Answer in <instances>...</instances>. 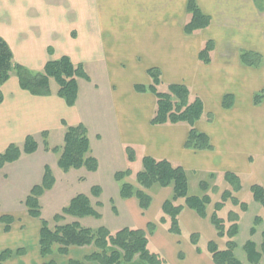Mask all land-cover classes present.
<instances>
[{
	"label": "crops",
	"instance_id": "crops-1",
	"mask_svg": "<svg viewBox=\"0 0 264 264\" xmlns=\"http://www.w3.org/2000/svg\"><path fill=\"white\" fill-rule=\"evenodd\" d=\"M109 1L105 0L100 6L104 17L101 19V30L96 33L91 31L92 6L96 8L92 3L86 10L88 15L85 13L84 21L77 19L66 22L64 14H58L52 15L44 24L34 23L29 16H25V22L20 21L15 14V4L10 1L7 5L0 3V32L3 31L0 37L11 47L16 63L42 70L49 56H52L51 51L56 53L53 60L67 55L75 65L105 62L110 75L107 91L111 93L109 105L113 112L109 118L99 110L97 113H84L88 107L81 108L79 104L80 85L74 106H68L57 95V84H51V95H33L22 89L16 72L12 71L10 79L0 86V153L11 144L23 147L31 135L38 142V149L32 154L22 153L17 161L0 168V198L7 196L8 199L25 201L32 187L42 182L45 167L53 165V171L58 167L59 154L47 150L45 143L40 144L39 140L44 134L48 139L51 132H57L64 141L67 126L82 123L88 130L91 155L97 158L99 167L95 172L78 169L83 171L80 181L101 172L103 164L115 166L117 160L123 161V157H127L128 161V155L124 156L123 153H126L128 146H138L144 157L167 159L181 165L188 176L191 172L201 174V178L206 174H216L214 182L218 185V191L212 194L207 217L202 218L185 206L179 215L181 234L170 231L169 217L165 216L166 223L159 222L164 215L162 206L172 196L173 187L147 190L152 196V203L147 209L140 207L136 197L123 199L126 210L134 220L130 227L147 230L150 222L156 224L155 231L149 235V249L159 253L169 264H216L208 252V243L214 241L220 249L226 247V239L218 237L210 220L216 203L229 187L222 174L234 172L241 175L244 185L235 196L242 201L252 194V185L257 183L264 186V97L259 105L254 103V95L264 91V64L253 67L240 61L243 51H254L264 57V8L258 4V0H196L201 10L211 17V24L201 32L189 35L184 30L188 0H159L163 6L158 9L150 6L152 0H122L121 7H118V2ZM104 33L111 36L104 37ZM208 40L214 42L215 48L213 59L207 64L200 61L199 53L203 43ZM137 43L154 48L150 50L154 55L149 65L141 64L142 53L137 51ZM126 60L136 67L139 77L128 78ZM153 67L160 70L162 82L185 84L203 100L206 112L213 114L214 121L204 118L196 123V128L209 136L212 149H188L185 146L190 130L187 124H151L156 97L151 92H137L135 86L151 84L148 70ZM89 77L90 80L86 81L94 85L96 92L98 84ZM226 94L234 96L233 105L228 109L222 106ZM107 104L105 102L102 106ZM91 126L95 127L94 131ZM47 143L50 147L61 146ZM113 168L114 176L119 169ZM71 171L73 169L64 173L67 175ZM128 178L129 183L140 187L137 181L131 180L135 178ZM56 185L57 181L53 189ZM111 200L114 202V198ZM248 210L242 212L227 203L219 211V216L227 221L230 211L239 212L240 231L242 215ZM5 213L12 214L15 220L9 231L0 222V251L24 248L26 253L14 255L1 264H43L48 260L68 264L69 259L84 260L93 252L91 246L74 247L68 255L55 252L44 259L39 247L40 219L30 216L26 207L18 213L0 209V216ZM78 220L82 224V220ZM70 221H75L74 217ZM262 222L263 219L256 226H261ZM230 224L228 222L227 226ZM194 233L200 235V252L190 241ZM259 233L256 228V233L251 236L256 238ZM261 233V241H254L258 249L263 241V231ZM238 234L235 237V256L239 249ZM201 238L206 246L201 245ZM238 260L242 264H252L247 255L246 260ZM263 263L264 257L257 264ZM121 264L146 263L136 258Z\"/></svg>",
	"mask_w": 264,
	"mask_h": 264
},
{
	"label": "trees",
	"instance_id": "trees-1",
	"mask_svg": "<svg viewBox=\"0 0 264 264\" xmlns=\"http://www.w3.org/2000/svg\"><path fill=\"white\" fill-rule=\"evenodd\" d=\"M188 19L184 25L186 34L193 35L208 28L211 24V17L206 15L199 7L196 0H188L187 4ZM215 44L208 40L199 53V59L203 63H210L213 59ZM240 61L246 66L259 67L264 61V57L254 51H243L240 55ZM15 71L20 86L33 95L47 96L52 94L51 80L58 85L57 95L65 100L68 106H74L78 100L79 82L78 78L90 80L82 64L75 65L67 55L54 60H49L44 71L33 74L29 68L23 64L14 61V54L7 41L0 37V86L10 79L11 72ZM148 74L152 80L149 86L136 85L137 92H151L156 97V108L151 119L152 125L180 124L185 123L189 126V135L185 146L188 149L208 150L212 149L209 136L196 128V123L203 117L212 121L213 114L207 113L203 100L192 93L191 89L185 84H169L167 91H160L159 87L163 83L161 72L157 67L150 68ZM264 97V91L254 95V103L259 105ZM2 100L0 94V102ZM234 102L232 94H226L223 97L222 106L226 109L231 108ZM44 138L45 134H44ZM47 150L59 154L58 167L65 173L72 169L85 168L90 172L98 170L99 162L97 158L91 155L90 139L88 130L82 123L75 126H67L64 141L61 146L50 147L45 141ZM38 149L37 141L28 136L24 146L21 148L16 144H11L3 153H0V168L7 163L17 161L22 153L32 154ZM128 159H134V152L131 147H127ZM132 169L117 171L114 175L116 181L120 183V196L124 199L136 197L142 209H147L152 203V196L147 193L155 184L162 187H173V194L168 198L163 206V216L160 217V223H166V217L170 219V231L181 234L179 225V215L182 209L187 206L197 214L207 217V206L212 201V194L218 190V185H213L211 193L208 181L201 183L204 194L192 195L189 193L188 172L181 165H176L167 159H155L150 156L143 157V169L136 173V180L140 187L127 182L125 179L131 177ZM223 179L229 184L224 191L221 200L216 203L215 210L211 216V222L215 226L218 237L226 239V247L220 249L214 241L208 243V252L216 264H242L235 256L237 243L235 237L239 232L240 215L237 211H230L227 221L219 216L228 202L238 206L239 210L245 212L248 210V203L240 201L235 194L242 190L243 181L238 173L224 172ZM212 179H217L216 174H209ZM56 182L53 170L50 166L45 167L42 183L35 185L25 199V206L30 216L38 218L41 221L40 230V254L42 258H48L55 252L60 255H68L74 247L94 246L95 251L87 255L84 260L69 259L68 264H87L90 262L97 264H121L123 262H132L136 258L144 261L146 264H169L159 253L152 252L149 249V235L155 229L156 224L150 222L147 230L140 228L124 227L116 232H112L106 226L91 228L83 226L79 220L66 222L68 217L82 219L85 217L101 218V213L93 205L92 199L87 194H78L71 199L68 206L64 207L60 213L53 217L54 227L42 216V206L40 198L42 195L53 188ZM251 193L255 201L264 206V186L254 184L251 186ZM102 187L93 186L91 195L100 198ZM183 200V202H181ZM101 201L96 203L100 206ZM115 209V207H114ZM15 218L12 214H2L0 222L6 225L5 230L9 231ZM262 221V216H257L255 225ZM228 222L231 223L229 226ZM251 235L256 233V227H252ZM200 235L194 233L190 236V241L199 247ZM248 260L252 264L259 263L264 257V232L263 241L258 249L253 240H249L244 245ZM26 253L24 248H18L16 251L5 249L0 251V264L10 259L14 255H23ZM43 264H57L55 260H48Z\"/></svg>",
	"mask_w": 264,
	"mask_h": 264
},
{
	"label": "rangeland",
	"instance_id": "rangeland-1",
	"mask_svg": "<svg viewBox=\"0 0 264 264\" xmlns=\"http://www.w3.org/2000/svg\"><path fill=\"white\" fill-rule=\"evenodd\" d=\"M9 1L12 2V4H15L13 7L16 8L15 14L18 20L20 21L22 20L23 22H25L24 20L25 16H29L30 17L29 20H32L34 23H37V24H44V22L50 19L52 15L57 16L58 14L60 15L64 14L67 20V21L65 20L66 22L68 21L72 22L73 20H77V19L84 21V17H86L85 13L86 15H88L86 10L92 3V4H95L96 8L92 6L94 9L91 10L93 14V19L91 23V31L96 33L98 32V30H101V19L104 17V13L102 12L100 6L105 2V0H2L0 1V3L2 5H7L9 4ZM121 1L122 0H110L108 3L118 2L119 3L118 7H121ZM151 3L152 4L150 6L154 7L155 9H158L162 5L159 3V0H152ZM147 4L148 3L146 2L145 5ZM258 4L261 7L263 6L264 8V0H258ZM112 11H114V9H112ZM128 12H129V8H128ZM111 14L113 13L111 12ZM1 15H4V14L2 13ZM32 15L35 18H33ZM112 17L114 18V16ZM187 19L188 18L185 19V23ZM41 21H43V23ZM92 24H94V27L92 26ZM104 34H105L104 37L111 36L107 33H104ZM101 37H102V32H101ZM205 43L206 42L203 43L202 47L204 46ZM135 46L138 47L136 48L137 51L142 53L140 54V56L142 57L141 64L149 65V63L153 59L152 56L154 55L150 50L154 48L152 46H147L142 43H137L135 44ZM55 54L56 53H53L51 51L52 56H49L50 57L49 60H53V57H54L53 55ZM129 62H130L129 60L128 61L126 60L125 69H126V73L128 74V78L130 77L129 79L131 80L136 77H139L140 74L139 72H137L136 67H133ZM263 64H264V61L261 65ZM26 67L29 68L33 74H37V73L44 71V68L42 70H39V69H36L35 66H32V67L26 66ZM84 68L86 72L88 73V75L91 76L93 83L95 82L98 84V90L94 92L93 84L89 85V82L86 81V79L78 78V82L80 85L79 104L81 108L88 107V110H84V113H92V112L97 113V111L99 110L106 118H109L110 116L113 115V112L111 111L110 109L111 107L109 105L110 104L109 96L111 93L107 91V86H108V83L110 82L109 70L107 66L105 65V62H102V61L86 63L84 64ZM51 84H53L54 86L57 83L54 81V79H52ZM168 85L169 84L167 82L163 81V83L159 87V90L167 91ZM261 92L262 91H260L259 93ZM105 102H107L108 104L105 107H103L102 105H104ZM201 120H204V117ZM213 121H214V116L211 122ZM94 129L95 127L91 126V130L94 131ZM31 137L34 138V136L32 135ZM45 141L50 142L52 145H61L63 140H62V136L60 137V135H58L57 132H51V136L48 139L44 138L43 136V138L39 140V143L42 144L43 142L45 143ZM131 148L134 152V159L132 161L130 160L127 161V157H123V161L120 162L121 160L120 161L117 160V162L115 163V166L103 164L102 171L87 177L86 181L79 180V177L83 175L82 174L83 171H79L78 169H73L71 173L65 175V173L59 167L56 166L55 171H53V175L55 176L57 185L55 186L54 189L52 188L53 190L50 189L49 191H46L44 193L45 196L43 198L41 197L42 201L40 198L41 206H42V216L44 217V219L50 222V226L54 227L56 225L54 224V221H53L54 215L57 213H60L64 207L69 205L71 199L77 196L78 194L89 195L92 199L93 205L101 213V218L99 219L95 217H86L84 219H81L83 226L91 227L94 229L100 226H106L113 232L120 230L124 227L132 226L133 225L132 223H134L133 217L125 208V204H124L125 201H123L124 198H122L120 194H118L120 183L116 181V179L114 178L112 174L113 173L112 171L114 169L113 167H118L119 171L127 170L128 168H131L133 172V174L131 175V178L132 177L135 178L131 180H133V182L137 181L136 173L143 169V157L144 156H143L142 150L138 146H135V147L132 146ZM123 153H124V156L128 155L126 154L128 153L127 149H126V153L125 152ZM51 167L53 168L54 166L52 165ZM58 168L60 169V171ZM201 177H202L201 174H196L194 172L190 173L189 175V185H190L189 193L190 194H196V193L202 194L203 189H202L201 183L203 181L209 182L211 188L210 190H208V192L211 193L213 185H216L214 182V179H212L207 174L204 176V178H201ZM196 178L199 180H197ZM128 179L130 178L127 177L125 180L129 182ZM96 185L101 186L103 189V194L100 196V198H95L91 195L92 194L91 189L93 186H96ZM157 187H162V186H160L159 184H155L151 189L157 188ZM17 194H20V192H18ZM111 198H114V202H112ZM243 199H245L243 201L248 203L249 210L247 213L242 215V219L240 221V231L237 236V242L239 244V249L237 250L236 256L241 260H246L247 254H246V251L243 249L244 248L243 245L249 240L261 241V238H262L261 232L262 231L264 232V206L261 203L255 201L252 194L251 195L249 194L248 197H245ZM98 201H101L100 206H96V203ZM24 202L25 201H23V199L12 200V199H8L7 196H5L4 198H0V209L9 210V211L18 213L19 211H21L22 209L26 207ZM228 204H231L232 206L239 208L238 206L233 205L231 202H228ZM114 206L117 207V209L116 208L114 209ZM116 210L118 211V213ZM257 216H262L263 222L260 224L261 226L255 225L256 224L255 219ZM71 218L73 217H68L66 222H71L70 221ZM74 220H78V219L74 218ZM254 226H256L257 230L260 231L259 235H257L256 238L252 237L250 233L251 228ZM201 245L206 246V242L202 240V238H201ZM84 247L88 248L90 246H84ZM91 247H92V251L96 250L94 246H91ZM151 249H153V247ZM12 250L16 251L17 249H12Z\"/></svg>",
	"mask_w": 264,
	"mask_h": 264
}]
</instances>
